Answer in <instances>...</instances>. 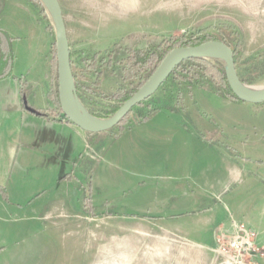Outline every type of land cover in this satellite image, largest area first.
Masks as SVG:
<instances>
[{
    "label": "rangeland",
    "instance_id": "1",
    "mask_svg": "<svg viewBox=\"0 0 264 264\" xmlns=\"http://www.w3.org/2000/svg\"><path fill=\"white\" fill-rule=\"evenodd\" d=\"M59 2L76 91L93 116H110L116 102L109 97L129 88L121 72L129 52L148 50L172 35L225 42L236 51L239 77L264 87V0ZM41 10L32 0H0L10 75L17 85L24 83L25 107L31 94L50 89L54 74L55 32ZM94 54L110 63L86 68ZM218 89L210 80L170 78L134 106L122 125L88 134L80 146L67 132L63 151L49 161L17 159L7 169L6 159L20 156L7 149L0 156V264H126L127 254L137 264L134 240L145 230L142 217L158 214V193L166 196L172 184L190 183L197 159L226 154L250 166L264 156V102L236 101Z\"/></svg>",
    "mask_w": 264,
    "mask_h": 264
},
{
    "label": "crops",
    "instance_id": "2",
    "mask_svg": "<svg viewBox=\"0 0 264 264\" xmlns=\"http://www.w3.org/2000/svg\"><path fill=\"white\" fill-rule=\"evenodd\" d=\"M13 78L17 77L9 74L0 78V100L7 101H3V110L0 107V120L6 117L0 123V156H6L9 150L20 155H15L14 160L7 155V169L17 159L25 164L58 156L66 144L67 132L80 146L90 133L66 121L50 99L52 74L50 89L31 94L29 107L24 106V83L17 85ZM28 95L31 97L30 92ZM6 110L10 114L1 112ZM19 147L26 150L19 151ZM254 161L257 163L247 166L248 161L226 154L197 159L199 165L189 175L190 183L172 184L166 188V196L158 193L156 199L163 203L158 214L142 217L145 230L134 240L136 263L219 264L214 251L216 236L229 233L234 220L257 233L256 244L263 249V255H254L253 262L264 264V156ZM127 243L129 246L130 239ZM123 257L130 264V256Z\"/></svg>",
    "mask_w": 264,
    "mask_h": 264
},
{
    "label": "water",
    "instance_id": "3",
    "mask_svg": "<svg viewBox=\"0 0 264 264\" xmlns=\"http://www.w3.org/2000/svg\"><path fill=\"white\" fill-rule=\"evenodd\" d=\"M51 19L55 32L58 101L66 121L83 131L97 134L117 126L132 108L151 97L184 60L191 58L217 59L222 62L231 92L243 102L263 103L264 87L250 85L239 77L233 49L221 40L177 47L171 50L149 78L119 108L106 118L91 115L79 100L72 73L70 46L59 0H40Z\"/></svg>",
    "mask_w": 264,
    "mask_h": 264
},
{
    "label": "trees",
    "instance_id": "4",
    "mask_svg": "<svg viewBox=\"0 0 264 264\" xmlns=\"http://www.w3.org/2000/svg\"><path fill=\"white\" fill-rule=\"evenodd\" d=\"M37 5H39L42 10L44 17L48 18L46 10L43 8V5L40 0H32ZM48 27L52 28V24L49 23ZM210 40H216L213 36L203 35H172L164 43L156 45L148 50H135L129 52L126 59L123 62L121 68L122 80L129 83V88H121L115 91L109 98L116 102L110 110L109 115L113 114L119 106L129 98L154 72L156 67L160 64L163 58L174 48L185 47L191 45L201 44ZM53 47L55 43H53ZM234 51V58L236 64V51ZM71 56V54H70ZM110 58L106 59L100 57L99 54H94L90 59L86 60V68L96 71L97 65L109 64ZM12 64V55L8 43V37L5 36V32L0 28V78L10 74ZM54 74H52V85L49 91V97L52 102L60 110L61 108L58 101V84H57V64H56V53L53 49L52 51V64H51ZM73 63L71 61V67ZM97 78L100 80V73L97 72ZM170 78H174L179 82H190V83H200L204 80H210L216 87L219 89L217 92L219 94H226L227 97L241 101L238 99L230 90L225 69L222 63H219L218 66L211 63L209 60L204 58H191L188 60L182 61L168 76V78L160 85L158 90L164 85V83ZM245 83L250 81L242 80ZM22 87V86H21ZM22 89V88H21ZM157 90V91H158ZM156 91V92H157ZM150 98V97H149ZM147 98L146 100H148ZM146 100L142 101L138 105L143 104ZM32 110V109H31ZM33 112L38 113L39 111L32 110ZM131 112V111H130ZM130 112L120 121L118 125H122L125 122L126 118ZM62 117L65 116L62 114Z\"/></svg>",
    "mask_w": 264,
    "mask_h": 264
},
{
    "label": "built area",
    "instance_id": "5",
    "mask_svg": "<svg viewBox=\"0 0 264 264\" xmlns=\"http://www.w3.org/2000/svg\"><path fill=\"white\" fill-rule=\"evenodd\" d=\"M256 238L257 233L253 229L233 220L229 233L216 236L214 251L219 257V264H255L253 256L263 255Z\"/></svg>",
    "mask_w": 264,
    "mask_h": 264
}]
</instances>
